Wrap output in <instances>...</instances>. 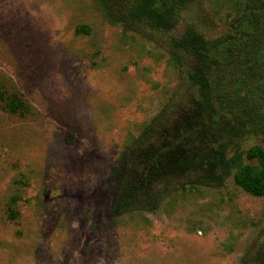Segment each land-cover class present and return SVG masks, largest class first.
<instances>
[{
  "label": "rangeland",
  "instance_id": "obj_1",
  "mask_svg": "<svg viewBox=\"0 0 264 264\" xmlns=\"http://www.w3.org/2000/svg\"><path fill=\"white\" fill-rule=\"evenodd\" d=\"M236 7L198 0L174 36L219 39ZM172 36L96 0H0V85L34 110L0 102V264H264V198L235 171L113 214L124 151L188 93Z\"/></svg>",
  "mask_w": 264,
  "mask_h": 264
},
{
  "label": "trees",
  "instance_id": "obj_2",
  "mask_svg": "<svg viewBox=\"0 0 264 264\" xmlns=\"http://www.w3.org/2000/svg\"><path fill=\"white\" fill-rule=\"evenodd\" d=\"M96 1L112 19L173 34L172 55L186 65L188 82L182 101L124 151L113 214L153 209L165 189L218 184L233 171L242 191L264 198V0H236L228 31L216 40L194 27L174 36L198 0ZM0 102L10 115H33L21 94L4 84ZM248 141L261 145L244 150Z\"/></svg>",
  "mask_w": 264,
  "mask_h": 264
}]
</instances>
